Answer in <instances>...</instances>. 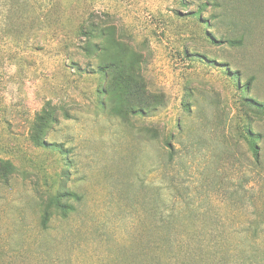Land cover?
Returning <instances> with one entry per match:
<instances>
[{"label": "rangeland", "instance_id": "obj_1", "mask_svg": "<svg viewBox=\"0 0 264 264\" xmlns=\"http://www.w3.org/2000/svg\"><path fill=\"white\" fill-rule=\"evenodd\" d=\"M262 108L264 0H0V264H264Z\"/></svg>", "mask_w": 264, "mask_h": 264}, {"label": "trees", "instance_id": "obj_2", "mask_svg": "<svg viewBox=\"0 0 264 264\" xmlns=\"http://www.w3.org/2000/svg\"><path fill=\"white\" fill-rule=\"evenodd\" d=\"M103 38H104V36L103 37L101 36V37H98V38L97 37H94L93 38L94 39V42L88 43V45H87V48L88 49L87 48H86L87 50L86 49L84 50V48L82 49L84 51V53L86 55H88V56H93V58L95 59L97 53L100 50V47H99V45L101 43L100 41ZM89 49H92L93 53L92 52L91 53H88V50ZM113 60L118 61V59H113ZM108 68H114V64H106V67L105 66H100V67L98 66V68H97L98 73L99 74H102L103 73V76L106 78V80L108 79V76H107V69ZM114 90H115V86L110 85L108 87V94H109V96L113 97ZM103 107H104V109H106V103L105 102L103 103ZM262 109L264 111V108H262ZM258 139H259V137L258 136H254L251 132H249L247 134L246 145H247V148H248L249 152L253 155L255 161H259V150H258L257 143H256V141ZM250 226H251V228H253L255 230V228L252 227V226H254L253 224H251ZM166 232L167 233L164 234V240H163V242L165 241L164 247L167 250H168V247H169V250H170L171 249V246L169 244V240H172V238L170 237L171 231H166ZM191 254H194V251ZM188 255H189V253H188ZM189 260L191 262H193L194 261V256L189 255ZM164 261H165L164 264H169V262L166 259V256H164Z\"/></svg>", "mask_w": 264, "mask_h": 264}]
</instances>
